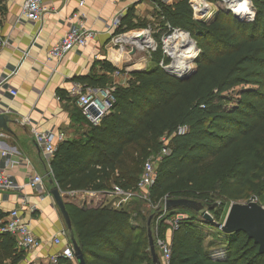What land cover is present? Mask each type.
<instances>
[{
    "label": "trees",
    "instance_id": "1",
    "mask_svg": "<svg viewBox=\"0 0 264 264\" xmlns=\"http://www.w3.org/2000/svg\"><path fill=\"white\" fill-rule=\"evenodd\" d=\"M152 1L159 6L166 34L174 29L187 32L200 48L193 72L180 79L165 71L163 65L169 59L158 42L151 52V65L130 72L125 84L115 86V102L97 124L88 122L76 108L78 119L74 124L79 121L88 130L81 139L58 142L50 158L51 177L63 192L74 237L86 264H153L147 232L142 233L141 227L147 226L149 217L141 210L127 212L109 205L88 207L85 191L100 194L114 185L125 191L136 190L138 178L134 181L133 169L126 167L128 162L139 159L134 152L139 148L145 155L148 148L160 149V137L172 134L179 125H186L188 130L172 136L169 152L161 159L150 187L152 197L165 193L169 199L189 198L204 205L207 196L200 193L199 164L207 157L218 162L240 150L243 159L229 175L232 184L226 192L236 188L240 191L237 194H242L252 175L260 171L262 184L256 193L264 202V148L262 158L258 154L264 142V0H252L256 13L249 22L223 10L208 22L195 19L191 0L169 4ZM227 3L233 10L228 0ZM233 11L239 17L245 12L252 17L248 0L241 10ZM131 16L130 8L118 29L132 28ZM100 65L105 73L89 74L78 81L94 88L111 86L112 79L106 72L112 74L116 68L106 60ZM235 91L238 98L232 103ZM205 205L212 208L207 202ZM177 209L191 217L196 214L183 207ZM219 211H215V217H219ZM191 217L181 220L178 228L171 231L168 264H264V253L246 233L226 234L220 228L217 242L226 255L214 259L213 249L206 250L203 231ZM153 222L152 218L150 227ZM166 230L161 228L164 237ZM4 236L15 246L12 236ZM75 263L58 257L55 264Z\"/></svg>",
    "mask_w": 264,
    "mask_h": 264
},
{
    "label": "crops",
    "instance_id": "2",
    "mask_svg": "<svg viewBox=\"0 0 264 264\" xmlns=\"http://www.w3.org/2000/svg\"><path fill=\"white\" fill-rule=\"evenodd\" d=\"M24 1L0 0V33L6 40L0 49V108H8L7 115L12 120L8 123L9 131L0 128V171L10 175L17 185L0 190V220L19 209L40 245L19 250L0 234V264H50L51 256L70 245L69 232L50 193L56 185L51 182L50 160L35 143L32 130L62 132L64 140L83 137L88 128L79 121L74 124L78 106L69 90L79 77L105 73L100 65L102 60L118 69L116 64L123 56L122 48H113L119 38L115 34L118 28L111 26L112 19L124 17L130 8L136 9L147 0H44L48 11L35 22L22 15ZM76 11L86 15L85 26L96 32L95 38L85 48L72 49L61 60H48L49 48L69 28ZM106 74L113 83L121 84L114 72ZM1 150L7 154L2 155ZM9 159L11 165H6ZM31 174L42 177L41 185L30 186ZM85 194L88 207L116 208L115 204L118 202L121 207L124 200L112 191ZM128 209L125 210L131 212ZM55 237L60 238V243L54 242ZM166 238H171L169 229Z\"/></svg>",
    "mask_w": 264,
    "mask_h": 264
},
{
    "label": "rangeland",
    "instance_id": "3",
    "mask_svg": "<svg viewBox=\"0 0 264 264\" xmlns=\"http://www.w3.org/2000/svg\"><path fill=\"white\" fill-rule=\"evenodd\" d=\"M166 1L168 0L162 2L166 3ZM205 1H207V3L209 4V7L205 8V9L208 8L207 11L198 20L208 22L213 19V17L219 10L232 12L231 9L228 7L227 0H205ZM228 1L230 7H232L233 10L238 11L241 10L242 4L245 3L246 0H228ZM201 4L203 7V3ZM248 4L252 12V17L249 18L248 13L245 12L246 14H240V17H243V19L245 18L244 20L241 21L249 22L252 21L255 17V13H256L255 4L253 3L252 0H248ZM199 7L200 5L197 6V8ZM159 10H160L159 6L156 5L154 1L147 0L142 5L137 6L136 9H133V16H131L129 20L130 21L129 24L132 28H130L129 30L126 29L124 30L123 27L122 29L119 28L115 32V34L118 35L117 37L119 38V41L117 42L116 45H114L113 48L114 49L122 48L121 51L123 56L122 57L123 60L121 59V62L116 64L118 66L117 69L119 71L118 77L121 80L120 81L121 84L124 83L125 80H127V75H129L128 78H130V74H129L130 72L142 71L151 65V60H150L151 52L158 45V42L161 43L164 54L169 59V62L163 65V67L169 65L171 61H173L172 56L168 55L166 51V45L170 44V47L172 49H176V51L177 50L179 51L178 55H180V59H182L184 63L191 62V68L187 69L185 72H188L187 74H189L190 72L192 73V71L194 70L196 60L200 54V48L198 47L195 40L191 38L195 44V48H196L195 53L191 55L188 52H184L183 49L180 47V41L186 35L185 34L186 32L180 31L178 29H174L170 33L166 34L167 31L163 30L164 25L162 24L161 11ZM233 15L235 16L234 13ZM129 33H133V34L128 35ZM142 34H147L148 37L145 36L142 38L139 37L131 38L132 36L142 35ZM150 42H152V44H150ZM186 54L189 56H193V58L187 57ZM127 70H130V72H128L126 75ZM115 82H119V81H115ZM236 90L238 89L236 88ZM236 92L237 91L231 94L233 95L232 103H235L238 98ZM170 141L165 142L167 153L169 152V148L171 146ZM159 143L160 145H162L160 140ZM260 147L262 149L258 151L259 152L258 154L259 157L262 158L261 152L264 148V142H262V145L260 144ZM146 151L147 153L145 155H142L140 149L138 148L137 152H134V157L136 158L135 156L136 154L139 159L136 158V161H130V163L128 162L129 166H126L129 167L130 169H133V174H134L133 176L135 177L134 181L137 180V178L139 179V176L143 171L144 162L149 160L150 157H154L160 153V149H157L156 147L148 148ZM166 154L162 155L161 158H159L155 162L152 161L154 165V170L156 172V176H157L159 163L161 162L163 156H165ZM242 154L243 153L240 150H238L234 153L233 156L222 159L218 162H214V160L211 157H207L203 159L198 166L197 173H198V185L201 191L200 193L207 196V199L203 200V202L205 204L206 202L208 204H211L212 208H208V206L205 204L204 207L206 210H208V213L212 216L213 219L212 221L205 220L203 216L198 212H196V214L193 217H191V214L187 213V215L188 218L191 217L195 219L194 220L195 222L196 221L198 222V229L203 231L202 242L206 250H208V252H210L212 249H216L217 247H219L217 242V236L220 235L218 233L219 224L223 223L227 210L229 209L231 204L234 203L246 204L250 201H254L264 207V202H261L259 200V196L256 193V189H258L262 184V176L260 171H258L257 174L254 173L252 175V179L248 181L249 183L248 186L243 190H241L242 194H237L240 191L236 190V188H232L229 191L230 193L226 192L227 186L230 183L232 184V181L229 179V175L233 172L236 163L240 162L243 159ZM258 170H261L260 167H258ZM150 187L147 188L146 190H139L136 188V190L133 191L134 195L131 197L121 196V198H124V200H121L122 201L121 207L118 205L119 204L118 202L117 204H115V207L116 208L123 207V209L129 208L131 212H134L136 210H141L143 214H145L148 217L149 215H152L153 218L154 212L162 208L164 199H168L169 195L164 193L162 195L159 194L156 197H152L150 195ZM170 209L173 210V212L177 210V208H170ZM216 210H220L219 217H215ZM141 227H142V233H146L147 226L141 224ZM143 264H147V263H143Z\"/></svg>",
    "mask_w": 264,
    "mask_h": 264
},
{
    "label": "built area",
    "instance_id": "4",
    "mask_svg": "<svg viewBox=\"0 0 264 264\" xmlns=\"http://www.w3.org/2000/svg\"><path fill=\"white\" fill-rule=\"evenodd\" d=\"M165 1V0H163ZM80 6L83 2L79 3ZM195 0H191V6L193 8V16L201 17L197 15L195 8ZM204 7H199V11H203ZM48 11L47 6L44 5V0H25L21 13L29 21H38ZM203 16V15H202ZM71 19L73 22L70 24L66 32L51 45L48 50V60H61L64 56L74 48H85L91 40L96 36V32L85 26L86 15L82 11H76L72 14ZM121 24V16L112 19L111 26L116 29ZM6 40L0 33V49L5 45ZM114 75H119V71L115 70ZM117 83H112L111 86L104 88H94L80 81L73 82L69 94L76 97V104L80 109L81 114L91 124H97L100 119L106 115L112 108L115 97L113 91ZM13 95L16 91L10 90ZM8 108L1 109L0 114H7ZM188 127L186 125H179L173 131L172 134H164L160 137L162 143L160 147V153L154 157H150L149 160L143 164V171L141 172L138 182L137 189L146 190L149 188L156 178V172L152 161H156L161 158L162 155L167 153L165 142L170 141L174 135H183L187 132ZM33 138L35 143L42 150L44 156L50 160L53 155L56 145L58 142L63 141L65 136L62 132L53 133L52 131H41L32 130ZM2 155H6L7 152L1 150ZM11 165V160H6V165ZM42 177L38 174H31L29 176V184L32 187L41 185ZM17 185L12 177L5 172L0 171V190L16 188ZM115 195L131 197L134 195L133 191H125L121 187L114 185L110 192ZM92 192V191H91ZM169 199V198H168ZM164 199L163 206L160 210L154 212L153 215V226L151 232L155 248L161 256L162 264H168L171 257V244L170 240L162 236L161 228L166 227L170 231L178 228L181 220L188 218L186 212L175 210V212H168L166 208V200ZM0 234L12 236L15 240V246L19 250H32L40 245V241L34 235L30 225L23 220V217L19 209H14L10 212L9 218L0 220ZM55 243H60V238H54ZM67 245L61 253L51 256V263L55 264L58 257L67 258L75 262V255L71 242ZM226 255L223 246H219L211 251V256L214 259H223Z\"/></svg>",
    "mask_w": 264,
    "mask_h": 264
},
{
    "label": "water",
    "instance_id": "5",
    "mask_svg": "<svg viewBox=\"0 0 264 264\" xmlns=\"http://www.w3.org/2000/svg\"><path fill=\"white\" fill-rule=\"evenodd\" d=\"M231 11L235 14V16L239 20H244L243 18L239 17L232 9ZM195 19H200L199 16H196ZM187 36L190 37L189 33H185ZM191 39V37H190ZM191 41H193L191 39ZM194 42V41H193ZM165 71L169 74L183 79L188 77L189 74H176L170 71L169 65L164 67ZM193 72V71H192ZM12 121L7 114H0V128L5 130H10L8 127V123ZM14 122V121H13ZM53 180L51 179V182ZM51 195L57 205L66 225V228L69 232V240L72 244L75 260L77 264H86L84 257L82 255V251L79 245L76 242V239L73 234L71 219L66 209V205L63 200V194L60 188L57 185H54L53 188L50 190ZM186 208L193 210L195 212L200 213L205 220L212 221V216L208 213V210L205 209L204 205L197 200L189 199V198H170L166 200V208ZM151 219L152 215L149 216L147 221V239H148V246L152 257L153 264H161L160 258L158 253L155 250V245L153 241V236L151 232ZM219 228L226 234H230L233 232L242 231L247 234L249 238H252L256 244L259 246V251L264 253V207L260 204L250 201L246 204L234 203L231 204L223 223L219 224Z\"/></svg>",
    "mask_w": 264,
    "mask_h": 264
},
{
    "label": "bare ground",
    "instance_id": "6",
    "mask_svg": "<svg viewBox=\"0 0 264 264\" xmlns=\"http://www.w3.org/2000/svg\"><path fill=\"white\" fill-rule=\"evenodd\" d=\"M203 3V7L205 6L206 7H209V4L207 3V1L205 0H195V4H196V8L198 5H200V7H202V4ZM203 11H199L197 8V15H204V13L207 11V9H205ZM150 44H152V42H150ZM180 47L183 49L184 52H188L190 53L191 55L193 53H195V44L193 41H191V39L189 38V36L185 35L181 41H180ZM166 51H167V54L172 56V60L171 63L169 64V69L170 71H172L173 73H176V74H187L188 72H185L187 69H190L191 68V62L190 63H184L182 61V59H180V55L179 54V51L176 49H172L170 47V44H167L166 45ZM187 57L189 58H193V56H189L186 54ZM184 63V64H183ZM137 67V66H136ZM183 72V73H181Z\"/></svg>",
    "mask_w": 264,
    "mask_h": 264
}]
</instances>
